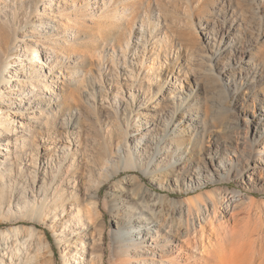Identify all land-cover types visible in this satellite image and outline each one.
<instances>
[{"label": "rangeland", "instance_id": "374dc122", "mask_svg": "<svg viewBox=\"0 0 264 264\" xmlns=\"http://www.w3.org/2000/svg\"><path fill=\"white\" fill-rule=\"evenodd\" d=\"M97 1L0 0V107L5 108H0V237L24 243L7 264H116L115 199L133 215L129 229L137 239H144L135 221L146 216L142 208L161 214L170 231L158 246H172L177 260L183 248L190 264L207 263L221 242L241 243L247 250L264 244V181L230 172L237 159L232 150L238 140L251 136L256 124L250 122V109L264 104V0H111L109 13H100L96 6L102 7V1ZM74 9L83 13L80 27L72 25ZM145 15L146 28L159 22L156 29L167 32L163 46L169 59L163 54V69L154 66L147 72L143 66L138 76L130 55ZM225 19L234 23L235 48H228L231 52L216 65L206 33L211 27L221 33L218 25ZM224 39L230 40L226 34ZM113 44L119 56L120 44L126 50L116 64L110 59ZM51 46L59 52H50ZM46 53L52 60L59 55L56 69L43 64L51 62ZM246 55L253 56L254 66L241 73L238 65L223 68L233 56L239 60ZM32 64L43 69L35 81L40 86L50 75L57 81V93L49 94L55 97L52 103L37 102L35 90L23 103L14 99L23 88L19 75ZM236 75L242 77L234 81ZM176 77L182 78L184 92H190L189 85L199 86L191 99L196 106L193 121L184 118V132L175 138L182 151L176 146L167 150L161 158L164 170L156 171L139 149L143 159L138 163L145 173L130 159L127 168L108 177L115 169L112 163L136 147L141 121L168 103L163 95L174 91ZM132 79L135 85L144 81L141 91L129 89ZM181 137L190 138L191 144L185 146ZM106 150L109 166L101 164ZM227 155L232 158L222 160ZM242 162L239 168L247 166V160ZM34 168L43 172L35 173L36 184L30 182ZM52 173L56 179L49 182ZM96 188L99 205L90 216V193ZM43 196L48 199L46 213L25 208L35 199L42 203ZM232 197L238 200L232 203ZM144 246L149 250L139 246L129 252L131 264H143V259L158 264L150 259L160 248L150 240Z\"/></svg>", "mask_w": 264, "mask_h": 264}, {"label": "bare ground", "instance_id": "6f19581e", "mask_svg": "<svg viewBox=\"0 0 264 264\" xmlns=\"http://www.w3.org/2000/svg\"><path fill=\"white\" fill-rule=\"evenodd\" d=\"M99 1L100 0H98L97 2ZM101 1H102L101 3L102 7L98 5L96 6V9H98L100 13H109L112 8L111 7L112 1L111 0H101ZM77 10L78 9H74L72 11V18H70L72 21V25L74 27H80L82 14H83L81 10H80V13L78 14ZM127 10H128L127 8H124L122 13L125 14ZM146 17L147 16L145 15L142 20L141 28H139L140 35L137 37L135 46L133 48V52L130 55L132 65L137 66L139 70L138 76L141 73L140 70L143 66H145L144 70L146 69L147 72H150L155 67L163 69L165 67V64L163 63V54L165 55L166 59H169L167 54L164 53L165 49L163 46L165 44V41L168 38L167 32L162 33L161 31H159V28L156 29V26L160 24L159 22L155 23L153 26H150L149 28H146L147 27L145 23ZM232 25H234L233 22H230V20L225 19V21H223L221 24L218 25L219 27L218 29H222L221 33H219V30L216 31L215 27L208 28V31L206 33L208 35V40H209L208 49L210 52H212V54H210V60L212 58H214V60L217 59L216 65L219 64V61H221L222 57L225 54L231 52V51H228V48L232 50L233 48H235L234 47L235 43H233V40H231L232 36L235 37V35L231 33ZM224 34H226L227 38H229L230 40H225ZM221 36H222V39H221ZM34 43L38 44L39 42L38 40L35 39ZM120 47L122 49V54H120V56L119 54H117L116 45L113 44V46L111 47L112 52L110 53V59L112 60V63L114 64H116V59H119V57L122 58L121 55L123 56L126 53V50H124L121 44H120ZM54 51L59 52L55 47L51 46L50 52L54 53ZM102 55H103V52H102ZM44 56L50 59L51 62H49V65H47L45 62L44 63L42 62V63L45 66H49L50 68L56 69V66L58 65L56 61L58 60L59 55L57 54L54 60L51 59L50 54L46 53ZM39 60L40 59H37V62ZM232 60L233 61H226V63H224L223 65V68L227 67V65L228 67H232L233 65H238L236 68H240V69L239 71L238 70L237 71L241 73L242 69L246 70L249 67L247 65H251V64L253 66L255 65L252 55L250 56L246 55V58H244V56H240L239 60L235 56H233ZM117 63H119V61ZM31 66L32 67H30V70L23 69V73L19 75V78H21V80L18 81V84H21L23 88H20L18 90V93H14L15 94L14 99L23 103L25 101V97H29V99L33 98L32 96H29V93L34 92L35 90V92L37 93V96L38 97L40 96L39 99L36 100L37 102L41 101V102H46V103L47 102L52 103L55 97L49 96V94L57 93L55 89V85L57 84V81L54 82L53 78H51L52 75H50V78H47L44 81V85L40 86V84L36 83L35 81H36V78L40 76V72L41 71L43 72V69L36 70L35 64H32ZM17 67L15 68L16 71L18 70ZM222 72L225 73L224 71ZM241 77L242 76L240 75L233 76V80L235 81L236 79H239ZM129 78L131 79V76H129ZM180 78L176 77V87L174 91L172 90V92L169 93L168 95H163L164 101L166 100V102L168 101V103H165L164 105H162L163 107L161 109H154V113L149 114L148 116L149 118H145L144 122L141 121L144 124H142L140 129H138L139 133H137V137H136L137 142H135L136 147L130 150L126 149L125 155L122 156L121 154L122 157L120 158L119 162L112 163L113 165H115V169L114 171L108 174V177H113L116 174H118L119 171L127 168L128 161L130 159L134 160V163H133L134 167L138 168L143 173H145V170L138 163L139 161L143 159V154L141 153L142 150L146 152L145 153L146 155L148 154L147 155L149 157L148 167L153 166L156 171H163L164 169H163V166L161 165L163 162L161 158H164L163 154H165L167 150L171 151V149H173V146L174 147L176 146L177 147L176 149L178 151L180 150L181 146L175 145L177 144L175 138L179 134H181V132H184L180 130V125L183 124L184 118H187L188 120L193 121L192 110L195 111L196 106L191 105V99L193 97V94H195V92L197 91L199 87V86L193 87L192 85H189L187 89L190 92H184L182 91V89H184L182 78L181 79ZM227 79L230 81L231 77H229L228 75ZM135 80L139 81L138 79H135ZM252 81L254 82L255 80L253 79ZM143 82H144L143 80L139 81L138 85H135L132 79V82L128 87L130 90H132L134 86V89L141 91V88H142L141 84ZM130 96L132 98H135L132 92ZM255 96L256 95L251 96L253 97L252 98L253 100L258 99V97L255 98ZM260 100H262L264 103V99L260 98ZM152 106H154V104H152ZM0 108L5 109L3 107H0ZM250 112H253L252 113L253 118L252 120H250V122L256 123V124L255 125L253 124L251 127V136H248V138L242 142H239L240 140H238L237 146H236L237 149L232 150L235 157H237V159H236V165L230 168V172L239 173V171H241V174L243 176H245L246 174H249V175L252 174L251 177L249 175L248 177H250V180L257 183L260 181H264V174H263L264 165L259 166L258 164H256L257 162H260V164L261 163L264 164V155L262 154V150H261V147H264V104L262 108L261 107L251 108ZM194 120H197V118H195ZM143 129L146 131H143ZM162 130H163V133H161ZM184 137H181V138L185 140L184 142L185 146H186V143L190 145L191 139L190 138L187 139ZM141 140L143 143H141ZM125 145L126 143L123 144L122 148H124ZM0 148H3L1 144H0ZM119 148H121L120 144H118V149ZM139 149H142L140 151V154H139ZM185 150L187 151V149ZM104 154L106 157L105 162L101 164L109 166L110 160L107 158V156L109 155V151L107 150L104 151ZM227 154H229V152H227ZM183 155L180 156L182 159L184 158ZM112 156H114V154H112ZM225 158L227 160V159H231L232 157L231 155H227L222 160H225ZM243 158L244 160H247V166L239 168L240 163L245 164L242 162ZM102 160L103 159L99 161L102 162ZM175 163L178 164V161L175 160V162H172L171 164L174 165L175 167L177 165ZM251 163L255 164L254 168L252 167V170H253L252 172H251V166H250ZM53 166L54 168H56V170H58L57 165L53 164ZM34 170L35 172L30 173V177H31L30 182L36 184L35 181L37 180V177L35 173H37V171L42 172V170L41 168L39 169L34 168ZM54 175L55 174L52 173L53 178L49 182L55 181L56 176ZM60 175L62 176V179H63V175L62 174ZM34 189H35V186H31V189H29L32 192V194L34 193ZM261 190L262 192H264V189H261ZM99 192L100 190L96 188L93 192L90 193V204L92 208L88 209L87 211L90 214V216H93L97 213V208L99 204L97 201L98 196H95V195L98 194ZM45 194L44 196H46ZM44 196H43L42 203H39L37 205V201L35 199L33 201L35 202V204H33L32 207L30 204L29 205L24 204L25 208L30 207L32 211H35L36 209H40L42 213H46V207H47L46 201L48 199ZM35 198L37 197L35 196ZM231 200H232V203H234L238 199L236 197H232ZM113 202H114V205H113L114 207L112 209V212L115 215V219H116L115 222L117 223L116 229L114 231V239H115V244H116L115 254L117 255V258H118L116 264H131L133 258L129 255V252H131L132 249L138 248L139 246H141L142 248H146V250H149L148 247L144 246V240H150V242L152 241L153 243H155L156 246H158L160 244L159 243L160 239L163 238V235L165 234V232L168 233L170 231V226H169L170 224H168L169 222H167V220L161 217L160 213H159L160 214L159 216L158 213L154 214L153 212H150L149 209H147L148 206L147 208L143 207L142 215H146V216H144L143 219L139 217V219L135 221H138L139 224L142 226V229L138 232L140 235L142 234V237L144 239L143 240L142 238L137 239L133 237V235L131 234V229H129L131 225L130 220L133 219V215L130 213L129 209L124 208L123 206H120L119 203L117 202V199L113 200ZM206 214H207V219L211 218L208 208L206 209ZM145 224H148L150 228H145L144 227ZM152 227H154V229H151ZM200 227L203 228V224L201 222H200ZM18 230L19 228L16 227L15 231L17 232ZM262 236L263 234L261 235V238H263ZM225 239L226 238H224V240ZM259 241H260V238H259ZM20 242L21 240H15V241L9 242L8 237H4V238L0 237V264H7V260L11 257L12 251L15 249H19V247L23 246L24 243L21 245ZM236 243H234L233 241L232 246L230 245L228 246L227 245L228 243L221 242L220 251H216L215 257L212 254L210 255V257L212 258H208L207 263L203 262L201 264H264V244L260 246L257 245L258 247L253 248V250L251 248L252 250L251 251L249 250V248L247 250V247L246 249H243L242 248L243 246H241L242 244L240 242H238L240 243V245L238 244L239 246L237 247ZM66 245H69V244L67 243ZM252 246L253 244L250 245V247ZM157 248H160V251H157L154 254V257L150 259V262H158V264H190V262L184 258V256H186V253L184 252L183 248H180V254H181L180 260H177V258L173 255V252L171 250L172 246L168 247V245H164L161 247L158 246ZM79 257L84 259V257H82L81 255H79ZM146 261H148V259H143L142 260L143 264H145ZM76 262L79 264L81 261H76Z\"/></svg>", "mask_w": 264, "mask_h": 264}]
</instances>
